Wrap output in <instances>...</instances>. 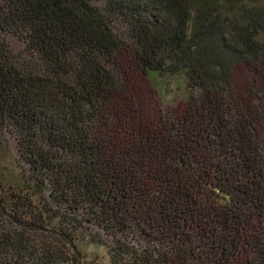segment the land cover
Instances as JSON below:
<instances>
[{
  "label": "trees",
  "instance_id": "trees-1",
  "mask_svg": "<svg viewBox=\"0 0 264 264\" xmlns=\"http://www.w3.org/2000/svg\"><path fill=\"white\" fill-rule=\"evenodd\" d=\"M5 33L25 51L13 53ZM123 54L186 93L158 169L144 164L145 146L119 154L104 140ZM256 63L264 0H0V147L10 131L20 153L19 180L0 168V264H81L85 240L109 264L194 262L204 231L214 264H231L264 212V106L229 94L233 69ZM250 236L248 264H264V227Z\"/></svg>",
  "mask_w": 264,
  "mask_h": 264
},
{
  "label": "rangeland",
  "instance_id": "rangeland-1",
  "mask_svg": "<svg viewBox=\"0 0 264 264\" xmlns=\"http://www.w3.org/2000/svg\"><path fill=\"white\" fill-rule=\"evenodd\" d=\"M91 5L101 8L103 2L94 1ZM110 26L115 35L121 39L125 38L124 23L115 21ZM4 36L13 53L25 51V43L18 35L5 33ZM117 66L124 93L114 98L109 105L113 126L104 133V140L108 143L109 149L119 154L130 151L133 145L140 148L145 146L144 164L153 169L161 168V165H164L162 152L170 144L168 128L170 124L179 121L184 108L186 93L183 91V85L174 78L142 74L127 54L119 57ZM229 91L231 100L241 98L245 99V102L250 100L254 105L257 101H261L264 106V64H241L235 67L230 76ZM259 134L260 139L264 140V124ZM2 137L4 147H0V168L6 182L17 181L19 177L16 162L20 160V153L16 137L10 131H4ZM197 144L194 154L198 162L202 163L207 158L199 147L201 141L198 137ZM252 223V227L249 225L247 228L244 227L239 235L231 264L249 263L252 250L250 235L264 227V212L254 217ZM97 232L104 238L101 230ZM193 237L198 246L194 253V262H191L190 256L185 254L182 262L171 259L154 264H214L218 253L215 249L216 245L211 244L213 238L211 231H204L199 235L196 233ZM75 248L81 256V264H109L108 251L104 246L94 245L85 240L76 243Z\"/></svg>",
  "mask_w": 264,
  "mask_h": 264
}]
</instances>
